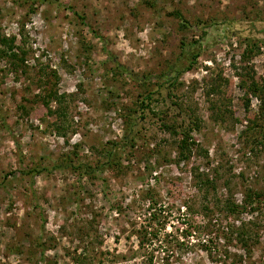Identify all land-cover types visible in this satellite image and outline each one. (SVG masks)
I'll list each match as a JSON object with an SVG mask.
<instances>
[{
    "label": "rangeland",
    "instance_id": "obj_1",
    "mask_svg": "<svg viewBox=\"0 0 264 264\" xmlns=\"http://www.w3.org/2000/svg\"><path fill=\"white\" fill-rule=\"evenodd\" d=\"M0 34L26 52L0 56V264L264 263V0H0ZM194 40V66L158 78ZM148 92L178 126L200 116L187 161L149 107L121 142ZM150 189L165 230L140 247Z\"/></svg>",
    "mask_w": 264,
    "mask_h": 264
},
{
    "label": "trees",
    "instance_id": "obj_2",
    "mask_svg": "<svg viewBox=\"0 0 264 264\" xmlns=\"http://www.w3.org/2000/svg\"><path fill=\"white\" fill-rule=\"evenodd\" d=\"M74 13L79 18L82 19V17L79 16L78 12L74 11ZM176 15L182 20V17L180 14L176 13ZM197 42L198 41L194 40L192 42L181 43L182 44L181 46L182 57L177 59V63L175 65L171 64L168 67V70L165 71L158 78H162L166 76L169 72H176L177 75H179L185 71L190 70L196 63V60L199 56V51L198 50L195 51V45L197 44ZM14 45L15 44L13 40L0 34V56L10 57L11 60H16L15 62H12V65L14 66L15 69H17L16 67H18L20 64L23 63L24 61L23 56L25 55L26 52L21 46H14ZM17 49H19L20 52H18ZM258 49L259 47L255 49L247 48L245 51L243 50L241 52L240 57L243 59L244 62H246L250 58V53H252V51L256 52L258 51ZM115 65H116L115 67L117 68V70H120L121 72L127 71V69L120 63L117 62ZM243 67H247V66H243ZM52 75L56 77V72L52 71ZM177 77L174 78V80H177ZM166 82H167V84L165 83L166 87L167 86L169 87L171 86L172 83H174L173 80H167ZM159 87H161V84H159ZM251 89L252 91H255L258 94L261 93L260 99L264 102V96L262 95L263 90L258 88V86L255 85L254 83L252 84ZM168 93H170V91ZM152 94H153L152 92H148L143 95V97L141 98L139 102L138 108L133 111L134 114L127 113V114L121 115L123 118V122H124V134L121 139L122 143L132 145L133 142L135 141L136 136H137V131H136L137 122L139 121L141 117H143L144 109L148 108L150 104L154 101V98H152L151 96ZM36 99L41 101L46 107H49L50 102L54 99L58 103L57 108L53 111L48 108V112L55 115L59 119H62L65 117L66 99H65L64 94L57 95L56 91L45 90V94L42 96L41 95L36 96ZM149 110L152 111V113L155 116L158 115L157 117L161 123V126L169 134V136L171 135L172 137L170 138V140L173 139V142L176 143L177 155H176L175 161L176 162L187 161L189 157L191 156V153L193 151V146L196 144L194 142L193 136L191 135V132L193 130L199 129L200 124L202 122L200 116L196 114L192 108H188V111H189L188 116H187L188 123H185V121H183L182 125L180 124L178 126V123L176 120L167 119L168 116H161V112L159 110L154 112L153 109L150 107H149ZM138 111H140V113L135 115V113H137ZM57 129L60 130L62 129V127L60 126ZM59 132L64 133V131H59ZM102 154H104V157L106 159L105 162L108 163L109 165L115 161L113 159L115 155V147L109 148L106 152L104 151ZM101 164H103V162H100V164L95 167H90L89 165H86V164H79V167H74L72 166V164H61L58 167L66 166V167H72V168H79L80 174L82 175L86 172L88 173L89 169L91 170L97 169ZM34 170L35 169H33L32 171ZM35 171H38V169H36ZM196 181L199 182L198 186L200 188L205 184H209V183L212 184V182H210L211 180H209L208 178L202 177L200 174L196 176ZM252 192L253 191H250L249 193L247 192L246 198L251 197ZM143 195L145 196L144 198L145 201H147L146 216L144 217L143 221L139 224L138 226L139 228L134 233L136 238L138 239V245L140 247H142L147 242L156 238L159 231L165 230V224L162 223L160 220L162 219L161 214L164 210L158 207L159 205H161L159 204L161 201L159 202L158 195L155 194L153 190L151 191V189L143 192ZM255 196L257 197L258 195L255 194ZM225 202H226L227 208H230L233 206V204H230L229 200ZM165 207L163 206V208ZM186 209L191 210L192 208L190 207V205L186 204ZM251 264H256V263H251Z\"/></svg>",
    "mask_w": 264,
    "mask_h": 264
}]
</instances>
